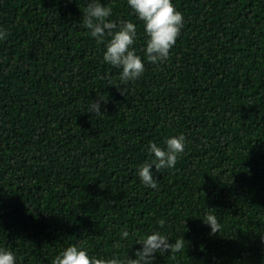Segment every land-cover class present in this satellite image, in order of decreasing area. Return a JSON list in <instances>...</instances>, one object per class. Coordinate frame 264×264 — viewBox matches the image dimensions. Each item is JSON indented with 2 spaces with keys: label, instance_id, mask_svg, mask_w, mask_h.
Listing matches in <instances>:
<instances>
[{
  "label": "trees",
  "instance_id": "1",
  "mask_svg": "<svg viewBox=\"0 0 264 264\" xmlns=\"http://www.w3.org/2000/svg\"><path fill=\"white\" fill-rule=\"evenodd\" d=\"M87 2L0 0V247L18 264L69 244L132 256L163 219L184 244L154 264H264V0H173L184 26L169 57L127 83L82 23ZM101 2L137 24L143 58L126 0ZM180 133L175 167L145 187L149 141Z\"/></svg>",
  "mask_w": 264,
  "mask_h": 264
},
{
  "label": "clouds",
  "instance_id": "2",
  "mask_svg": "<svg viewBox=\"0 0 264 264\" xmlns=\"http://www.w3.org/2000/svg\"><path fill=\"white\" fill-rule=\"evenodd\" d=\"M126 6L130 9V14L143 24L146 36L142 49L143 58L134 47L138 26L132 20L110 19L113 9L101 0H88L82 16V23L88 29L89 36L98 43H104L103 62L119 70L123 83L135 81L142 76L145 71V59L154 65L163 64L184 26V16L176 9L173 0H126ZM7 35V29L0 26V40ZM106 37L108 39L105 42ZM103 100L102 97L92 100L86 112L99 116L102 113ZM186 143L183 133L168 136L161 144L149 141L146 146L147 157L136 169L142 184L147 188L157 189L156 173L175 167ZM202 220L210 227L212 233L219 231V220L215 214L206 213ZM164 223L163 219H159V227L144 232L136 239L135 244L140 247L132 256L128 253L123 257L91 255L87 248L69 244L55 255L52 264H154L157 253L169 250L175 252L184 244L183 237L173 240L160 230ZM130 234L128 227H122L119 232L120 240L126 241ZM118 245L119 241L114 246ZM0 264H18L17 256L13 251L0 247Z\"/></svg>",
  "mask_w": 264,
  "mask_h": 264
}]
</instances>
